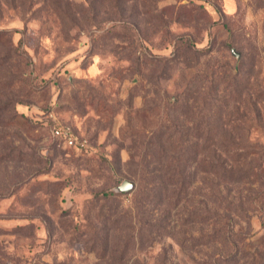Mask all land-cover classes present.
<instances>
[{"label":"rangeland","instance_id":"1","mask_svg":"<svg viewBox=\"0 0 264 264\" xmlns=\"http://www.w3.org/2000/svg\"><path fill=\"white\" fill-rule=\"evenodd\" d=\"M0 264H264V0H0Z\"/></svg>","mask_w":264,"mask_h":264},{"label":"built area","instance_id":"2","mask_svg":"<svg viewBox=\"0 0 264 264\" xmlns=\"http://www.w3.org/2000/svg\"><path fill=\"white\" fill-rule=\"evenodd\" d=\"M52 137L62 140L65 144L75 147H86V140H80L69 125H55L51 128Z\"/></svg>","mask_w":264,"mask_h":264},{"label":"water","instance_id":"3","mask_svg":"<svg viewBox=\"0 0 264 264\" xmlns=\"http://www.w3.org/2000/svg\"><path fill=\"white\" fill-rule=\"evenodd\" d=\"M232 52L236 55L237 59L240 58V56L236 53L235 49H233ZM133 189V183L127 180L117 187V190L121 193H130Z\"/></svg>","mask_w":264,"mask_h":264},{"label":"trees","instance_id":"4","mask_svg":"<svg viewBox=\"0 0 264 264\" xmlns=\"http://www.w3.org/2000/svg\"><path fill=\"white\" fill-rule=\"evenodd\" d=\"M130 182H131V181H130ZM131 183H132V182H131ZM184 183H185V182H184ZM182 184H183V183H182ZM185 184H186V183H185ZM133 185H134V184H133ZM117 187H118V186H117ZM117 187L114 188V191H115L116 193L122 194L121 192H119V191L117 190ZM184 190H185V189H183V191H184ZM183 191H182V192H183ZM229 223H230V221H229Z\"/></svg>","mask_w":264,"mask_h":264}]
</instances>
